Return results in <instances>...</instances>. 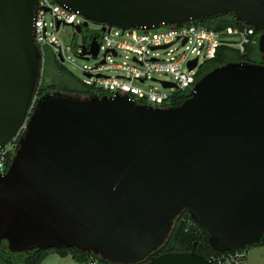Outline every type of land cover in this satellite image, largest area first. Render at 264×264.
Listing matches in <instances>:
<instances>
[{
	"label": "water",
	"instance_id": "water-1",
	"mask_svg": "<svg viewBox=\"0 0 264 264\" xmlns=\"http://www.w3.org/2000/svg\"><path fill=\"white\" fill-rule=\"evenodd\" d=\"M54 1L84 17L85 28L93 22L123 31L233 14L260 33L262 63L214 69L179 107L155 108L121 94L41 97L0 173V248L6 244L14 254L77 249L110 264H213L195 252L153 255L185 211L209 232L215 251L258 244L264 236V0ZM38 5L0 0V147L26 121L36 93ZM91 53H99L95 39Z\"/></svg>",
	"mask_w": 264,
	"mask_h": 264
},
{
	"label": "built area",
	"instance_id": "built-area-1",
	"mask_svg": "<svg viewBox=\"0 0 264 264\" xmlns=\"http://www.w3.org/2000/svg\"><path fill=\"white\" fill-rule=\"evenodd\" d=\"M85 22L87 20L84 17L54 0H39L34 24L35 43L42 55L39 79L43 77L48 49H52L62 63L66 61V49L58 37L61 28L72 27L77 32L76 27H81L83 32L84 29L89 30V26L84 27ZM99 26L100 30L89 36L88 43L80 51V57L86 60L101 57L100 63L94 68L83 71V84L102 90L109 96L126 95L138 104L155 108H168L177 91H194L203 65L215 59L220 48L229 47L244 54L247 47L258 44L260 38V33L253 27L238 25L219 31L196 22L182 26L161 25L153 30L123 31L118 27L109 28L102 24ZM94 39L99 46L96 57L91 53ZM175 46L184 51L179 53V48H174ZM120 52L132 55L131 65L114 62L120 57ZM194 61L196 66L191 70L190 64ZM106 72L116 75H105ZM155 76L169 77L171 82L167 83L175 85L176 88L164 86V82L158 81ZM38 82L41 83L40 80ZM148 82H160L162 90L146 86ZM40 99L39 90L36 89L26 121L16 135L5 146L0 147L1 174L7 172ZM208 260L213 264H249L245 250L218 252ZM88 264L99 263L91 261Z\"/></svg>",
	"mask_w": 264,
	"mask_h": 264
},
{
	"label": "trees",
	"instance_id": "trees-1",
	"mask_svg": "<svg viewBox=\"0 0 264 264\" xmlns=\"http://www.w3.org/2000/svg\"><path fill=\"white\" fill-rule=\"evenodd\" d=\"M216 31L228 27L241 26L244 23L236 22L233 14L219 15L203 22H196ZM229 63L261 64V54L258 44L247 47V51L242 54L239 51L222 47L217 51L215 59L203 65L199 78L207 75L214 69ZM37 90L40 97L52 92H61L71 96L91 97L94 95L104 96L108 93L86 86L77 79L56 57L52 49L47 50L43 77L39 79ZM190 97L189 91H177L172 96L169 107H179ZM209 232L195 224L187 211L183 212L174 223V228L166 243L153 255L159 256L166 253L195 252L210 259L218 251L209 245ZM252 247H264V236L261 241ZM248 247L245 251L248 253ZM51 254H58L62 257H71L78 264H88L91 261H98L99 264H110L87 252L77 249H34L21 254L11 253L6 244L0 248V264H42Z\"/></svg>",
	"mask_w": 264,
	"mask_h": 264
},
{
	"label": "rangeland",
	"instance_id": "rangeland-1",
	"mask_svg": "<svg viewBox=\"0 0 264 264\" xmlns=\"http://www.w3.org/2000/svg\"><path fill=\"white\" fill-rule=\"evenodd\" d=\"M99 30L100 26L98 24L89 22V30L84 29L82 33H77L72 27H63L58 33V37L66 49V61L62 64L79 80L85 79L83 72L85 69L94 68L101 61V57L96 59L90 58L89 60L80 57V51L82 50L83 45L88 43L89 36L93 32ZM239 41L240 39L238 38L237 42ZM174 48L179 47L175 46ZM183 51V49L179 48L178 52L182 53ZM131 58L132 55L120 52V57L115 59L114 62L121 65H131ZM106 74L109 76L116 75L108 72H106L105 75ZM155 79L160 82H171L170 78L167 76H155ZM160 82H148L146 86L162 90V84ZM248 257L249 264H264V247H252L248 249ZM68 262L69 264H77V262L73 261L71 257Z\"/></svg>",
	"mask_w": 264,
	"mask_h": 264
},
{
	"label": "crops",
	"instance_id": "crops-1",
	"mask_svg": "<svg viewBox=\"0 0 264 264\" xmlns=\"http://www.w3.org/2000/svg\"><path fill=\"white\" fill-rule=\"evenodd\" d=\"M70 257H62L58 254H51L48 256L42 264H69ZM249 258V257H248ZM73 260V259H72ZM74 261V260H73ZM78 264V263H77Z\"/></svg>",
	"mask_w": 264,
	"mask_h": 264
}]
</instances>
